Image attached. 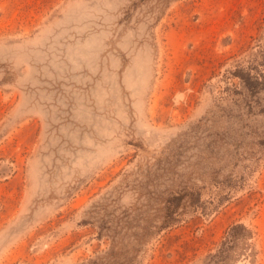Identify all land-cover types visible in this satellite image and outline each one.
<instances>
[{
  "label": "rangeland",
  "instance_id": "obj_1",
  "mask_svg": "<svg viewBox=\"0 0 264 264\" xmlns=\"http://www.w3.org/2000/svg\"><path fill=\"white\" fill-rule=\"evenodd\" d=\"M164 1L0 0V264H264V0Z\"/></svg>",
  "mask_w": 264,
  "mask_h": 264
},
{
  "label": "trees",
  "instance_id": "obj_2",
  "mask_svg": "<svg viewBox=\"0 0 264 264\" xmlns=\"http://www.w3.org/2000/svg\"><path fill=\"white\" fill-rule=\"evenodd\" d=\"M158 2H159V3H157L158 7H162L165 1L164 0H158ZM115 255H116V252H114L111 249L105 255L98 256L96 259L89 260L88 262H86L84 264H134L133 260H131V259L120 260V263H119L117 261V259H115V257H116Z\"/></svg>",
  "mask_w": 264,
  "mask_h": 264
}]
</instances>
